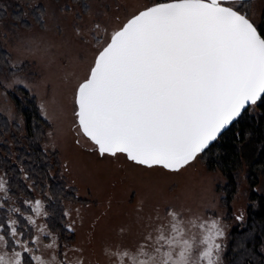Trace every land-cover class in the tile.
Returning <instances> with one entry per match:
<instances>
[{"label": "rangeland", "instance_id": "374dc122", "mask_svg": "<svg viewBox=\"0 0 264 264\" xmlns=\"http://www.w3.org/2000/svg\"><path fill=\"white\" fill-rule=\"evenodd\" d=\"M158 1L161 0H0V46L10 53L8 69L0 71V111L24 124L9 90L23 85L37 96L52 125L43 145L58 152V172L78 197L64 200L66 224L75 238L63 243L49 226V192L35 189V199L13 197L5 171L0 168V180L4 181L0 213L5 206L9 209L8 221H16L15 225L9 223L10 230L15 227L18 234L23 232L19 214L36 222L33 225L28 221L33 229L30 238L15 237L33 249L28 253L30 259L40 256L45 264H121V260L124 264H138L147 258L139 253L138 246L149 233L155 237L156 229L167 224L168 214L175 212L189 238L202 240L207 233L200 225L210 228L212 221L218 222L224 235L216 237L221 248L214 249V256L219 257L216 264H226L230 230L245 217L249 204L250 185L245 171L232 201L234 216L228 218L222 201L226 176L219 169H209L201 156L174 171L160 165L138 164L125 153L101 155L95 142L81 129L76 115L78 86L88 77L98 52L133 15ZM249 6L251 18L259 23L264 0H253ZM37 200L42 205L39 215L34 210ZM21 202L31 210H23ZM0 235H4L2 230ZM53 241L54 247H46ZM205 247L200 244L199 250ZM14 251L23 249L0 243V253L11 257ZM125 251L128 257L121 255Z\"/></svg>", "mask_w": 264, "mask_h": 264}, {"label": "snow or ice", "instance_id": "6c2138e0", "mask_svg": "<svg viewBox=\"0 0 264 264\" xmlns=\"http://www.w3.org/2000/svg\"><path fill=\"white\" fill-rule=\"evenodd\" d=\"M249 4L161 0L112 34L76 97L79 124L101 155L125 153L138 164L177 171L204 152L246 107L264 101V30L251 18ZM41 208L35 201L38 215ZM168 215L157 235L149 233L138 246L147 257L138 264H216L214 249L221 248L216 237L224 235L218 222L212 221L210 228L200 225L207 233L200 240L186 237L177 213ZM0 230L7 232L4 224ZM7 234L23 251L11 257L0 253V264H28L24 253L33 249L15 239L24 233L11 227ZM0 243L8 244L5 235ZM200 244L206 245L203 251ZM31 260L45 264L40 256Z\"/></svg>", "mask_w": 264, "mask_h": 264}, {"label": "trees", "instance_id": "16d2710c", "mask_svg": "<svg viewBox=\"0 0 264 264\" xmlns=\"http://www.w3.org/2000/svg\"><path fill=\"white\" fill-rule=\"evenodd\" d=\"M257 25L264 30V8ZM9 57V51L0 46V71L8 69ZM9 95L24 119V124H20L0 111V168L7 176L9 193L17 198L35 199V189L48 191L49 226L59 235L61 242H71L75 234L66 224L64 200L78 197L58 172V152L47 150L43 145L51 122L44 116L37 96L28 87L18 85L9 90ZM199 156L209 169H219L226 176L222 201L227 207L228 218L234 216L232 201L239 188L241 174L243 171L247 173L249 204L245 217L238 219L230 230L224 254L226 264H264V101L248 107ZM261 184L263 189L260 190ZM21 207L26 212L31 210L24 202H21ZM8 215L9 209L2 206L0 224H4L10 232ZM18 218L23 239L30 238L33 229L28 219L23 214H19ZM2 231L9 246L14 247L11 243L13 237ZM25 257L28 264H33L28 253Z\"/></svg>", "mask_w": 264, "mask_h": 264}, {"label": "water", "instance_id": "95a60500", "mask_svg": "<svg viewBox=\"0 0 264 264\" xmlns=\"http://www.w3.org/2000/svg\"><path fill=\"white\" fill-rule=\"evenodd\" d=\"M160 2H161V1H160ZM156 3H158V2H156ZM154 4H155V3H154ZM152 5H153V4H152ZM152 5H150V6H148V7H151ZM227 6H231V5H227ZM146 8H147V7H146ZM146 8H144V9H146ZM144 9H142L141 11H143ZM139 12H140V11H139ZM139 12H138V13H139ZM138 13H136V14H138ZM136 14H135V15H136ZM133 16H134V15H133ZM133 16H132V17H133ZM132 17H131V18H132ZM131 18H130V19H131ZM247 108H248V107H246V109H247ZM246 109H245V110H246ZM245 110H244V111H245ZM77 111H78V110H77ZM244 111H243V112H244ZM243 112H242V113H243ZM236 120H237V119H236ZM234 121H235V120H234ZM234 121H233V122H234ZM78 122H79V120H78ZM233 122H232V124H233ZM232 124H230L227 128H225L224 130H222L221 134H222L225 130H227ZM80 126H81V125H80ZM81 129H82V126H81ZM82 130H83V129H82ZM83 132H84V131H83ZM85 134H86V133H85ZM221 134H220V135H221ZM86 135H87V134H86ZM220 135L217 137V139L220 137ZM89 138H90V137H89ZM90 139H91V138H90ZM217 139H216V140H217ZM216 140H215V141H216ZM215 141L211 142L209 146H211ZM93 142H94V141H93ZM97 147H98V146H97ZM205 150H206V149H205ZM199 154H200V153H199ZM199 154H197V156H198ZM126 155H127V154H126ZM197 156H196V157H197ZM192 161H193V160H192ZM192 161H190V162H192ZM190 162H189V163H190ZM186 165H187V164H186ZM184 166H185V165H184ZM170 170H171V169H170Z\"/></svg>", "mask_w": 264, "mask_h": 264}]
</instances>
